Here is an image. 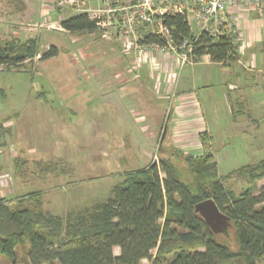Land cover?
I'll list each match as a JSON object with an SVG mask.
<instances>
[{
	"label": "rangeland",
	"instance_id": "1",
	"mask_svg": "<svg viewBox=\"0 0 264 264\" xmlns=\"http://www.w3.org/2000/svg\"><path fill=\"white\" fill-rule=\"evenodd\" d=\"M82 1L75 7L26 0L25 9L16 0H0L2 40L33 39L39 54L50 45L58 49V55L46 62L36 56L22 67L0 69V197L15 199L41 191L43 209L60 216L91 208L110 196L125 173L158 161L164 125L160 144L197 157L211 147L219 176L264 159V52L257 53L256 62L243 58L224 72L186 64L177 71L166 99L158 98L157 81L148 79L145 69L136 72L140 79L131 82L133 88L128 84L122 91L115 82L105 81L102 90L99 53L106 46L124 48L114 36L103 38L101 31L70 35L60 27L71 14L84 13ZM41 6L46 12L40 19L34 14ZM190 29L196 31L193 22ZM104 93L108 100L102 99ZM181 100L189 113L180 108ZM191 100L199 107L193 110ZM187 115L204 127L211 142L201 144L193 122L186 123ZM47 163L54 166L43 171ZM263 184L264 178L256 186ZM225 186L238 195L250 184L240 178ZM26 251V246H19L14 263L3 257L0 264H26ZM113 253L118 256L119 249ZM257 264H264V258Z\"/></svg>",
	"mask_w": 264,
	"mask_h": 264
},
{
	"label": "trees",
	"instance_id": "2",
	"mask_svg": "<svg viewBox=\"0 0 264 264\" xmlns=\"http://www.w3.org/2000/svg\"><path fill=\"white\" fill-rule=\"evenodd\" d=\"M159 18L169 41L153 27L141 25L138 45H170L178 50L189 40L194 61L208 56L222 67L238 62L239 43L225 24L213 34H194L185 15L167 12ZM60 27L70 35L100 31L85 13L61 20ZM57 55L53 45L39 54L33 39L0 38V69L22 67L36 56L43 62ZM199 136L201 144L211 142L204 133ZM208 149L197 157L159 144L157 162L125 173L105 201L66 216L45 211L41 191L15 199L0 197V258L14 263L16 248L26 246V264H141L143 260L150 264H257L264 258V184L256 186L264 178V159L219 176ZM42 166L43 171L51 170L54 164ZM240 178L250 187L235 195L225 184ZM206 199H212L230 220L231 234L223 235L224 239L194 212V206ZM114 248L119 249L118 256Z\"/></svg>",
	"mask_w": 264,
	"mask_h": 264
},
{
	"label": "built area",
	"instance_id": "3",
	"mask_svg": "<svg viewBox=\"0 0 264 264\" xmlns=\"http://www.w3.org/2000/svg\"><path fill=\"white\" fill-rule=\"evenodd\" d=\"M88 1L83 0L81 3L84 6V13L103 32V38L109 39L113 35L119 37L125 51H136L139 62L143 60L146 48H152L160 54L167 51L174 52L178 55L180 66L194 62L189 40H184L178 50L170 45L168 48L138 45L136 42L139 27L141 25L153 27L155 33L168 42L169 32L159 18L167 12L185 15L189 26L192 22L195 24L197 32L194 34L201 31L213 34L217 26L225 24V28L235 34V40L239 43L238 53L242 54L245 47L243 36L234 28L232 22L224 18L226 8L231 5L257 11L264 10V0H105L103 4L99 0H91L96 2L93 6ZM58 4L78 7L80 0H61ZM131 38L134 41H131Z\"/></svg>",
	"mask_w": 264,
	"mask_h": 264
},
{
	"label": "crops",
	"instance_id": "4",
	"mask_svg": "<svg viewBox=\"0 0 264 264\" xmlns=\"http://www.w3.org/2000/svg\"><path fill=\"white\" fill-rule=\"evenodd\" d=\"M16 1L19 5L24 7L23 2L26 0H16ZM84 1H88V0H84ZM90 1L91 0L88 1L90 5L93 6L96 4L95 1H91V2ZM99 1L101 4L105 3V0H99ZM50 2H52V0H41V3H45V5H48ZM44 12L46 11H44L41 6L39 13L35 11L34 15H38L39 18L41 19ZM72 15H75V14H71L70 16ZM224 18L232 22L234 28L238 31V33H240L243 36V43L245 47H244L243 53L239 54L240 57L236 64L242 63L243 58H245V61L250 60V63L252 61L256 62L257 53L264 52V10L257 11V10H253L248 7H242V6L232 7L231 5H229L226 8ZM196 32H197V29L194 33ZM95 34L97 33L90 34V36L95 35ZM113 36L115 37V35ZM102 37H103V32H102ZM116 40L120 41L119 37H116ZM145 51L146 52L144 53L143 60L139 62L138 60L139 57L135 50H130L128 52V51H125V48L124 49L117 48V47L110 48L106 46L104 51L99 53V59H98L99 68L97 70L98 71L97 76H99L102 79V80L100 79L99 84L104 86L106 85L104 84L105 81H113L116 83L118 88H120V90L125 91L126 90L125 86H128V84H130V88L131 87L133 88V85L131 84V82L136 81V79H140L139 76L136 74V72H140L143 69H145L149 77L148 79L152 81H157L156 84L154 85V88L158 90L156 91L158 98L166 99L167 97H169L170 96L169 94L172 91V83L173 81L176 82V78H177L176 73L178 70H181L184 65L180 66L178 55L174 52L167 51L164 54H160L156 50L154 49L152 50V48H146ZM188 66H191V67H196V66H212L213 67L214 66V67L222 68L223 70L222 72H224L225 69H228V68L222 67L220 64H214L210 62L208 56H203ZM110 69H112L113 72L110 74V76H108L107 72ZM129 74H135V75L129 80L126 78L127 75ZM86 79L90 81L91 80L90 75ZM138 88H139V85H136V87H134L136 94H137ZM231 88H233V86L229 85L228 89L230 90ZM105 89L106 87L104 86L102 90H105ZM102 99L108 100L107 93H104L102 95ZM227 99L231 100L232 97L228 96ZM191 102L192 103H190L189 101L188 105H191L193 110L195 108V105L199 107L197 102H195V100H191ZM185 106H186V103L182 102L181 100L180 108L182 109L184 108L183 110H186L187 111L186 113H189L190 108H187ZM176 109H179V108H176ZM45 115L48 118L49 116L54 117L55 114H52V115L45 114ZM40 119H42V117H40ZM43 119H45V116L43 117ZM54 119H57V117H54ZM54 119L52 118L51 120H54ZM185 119L188 120V122L186 123H189V121L193 122L192 126L194 130L197 131L199 138H200L199 136L200 133H204L205 135L208 134L201 124L198 125L196 123L197 122L196 119H194L193 121V118L191 117V115H187ZM187 128H189L187 125H183L182 127V129H185V130H187Z\"/></svg>",
	"mask_w": 264,
	"mask_h": 264
},
{
	"label": "water",
	"instance_id": "5",
	"mask_svg": "<svg viewBox=\"0 0 264 264\" xmlns=\"http://www.w3.org/2000/svg\"><path fill=\"white\" fill-rule=\"evenodd\" d=\"M166 132L164 125L159 144L162 142ZM194 212L198 214L210 231L215 235H227L230 226L229 218L222 214L212 199H206L194 206Z\"/></svg>",
	"mask_w": 264,
	"mask_h": 264
}]
</instances>
